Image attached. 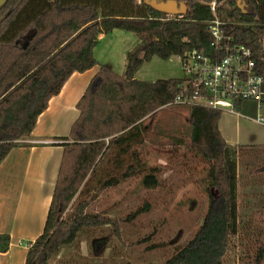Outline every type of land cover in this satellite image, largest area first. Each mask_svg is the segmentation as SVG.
Returning a JSON list of instances; mask_svg holds the SVG:
<instances>
[{"label": "trees", "instance_id": "trees-1", "mask_svg": "<svg viewBox=\"0 0 264 264\" xmlns=\"http://www.w3.org/2000/svg\"><path fill=\"white\" fill-rule=\"evenodd\" d=\"M151 1L168 0H8L0 10V166L17 142L31 137L39 116L67 80L99 67L77 104L79 117L69 136L61 138L70 142L61 144L64 153L45 229L28 249L26 264H48L84 229L111 223L86 212L93 199L84 197L94 184L106 189L146 172L143 184L157 186V169L146 167L136 147L144 143L143 122L170 106L182 79L151 82L135 75L154 57L168 60L206 47L213 1L224 31L252 51L264 75V0H174L186 6L183 16L157 12ZM115 29L139 38L127 53L123 76L94 57L100 37ZM188 108L190 142L208 162L207 182L215 191L198 231L164 264H226L243 220L240 155L220 132L222 112ZM249 171L245 186L263 187L264 165ZM76 198L80 201L66 218ZM9 245L10 237L0 234V252ZM254 262H264V242L258 244Z\"/></svg>", "mask_w": 264, "mask_h": 264}, {"label": "rangeland", "instance_id": "rangeland-1", "mask_svg": "<svg viewBox=\"0 0 264 264\" xmlns=\"http://www.w3.org/2000/svg\"><path fill=\"white\" fill-rule=\"evenodd\" d=\"M138 41L136 34L115 29L100 39L94 57L123 76L127 53ZM187 77L178 56L168 60L154 57L135 75L137 80L151 82ZM239 112L252 118L257 115L254 105H243ZM261 115L264 116V109ZM223 117L231 137L240 135L244 144L264 143V126L229 114H222ZM142 128L144 143L136 149L147 168L157 169V186L143 184L146 172L119 179L117 186L106 189L94 184L84 197L93 199L86 212L101 214L111 223L84 229L74 243L61 248L48 264H164L198 231L208 208L209 194L215 190L207 182L208 162L190 142L189 108L159 109L143 122ZM250 148L243 146L239 150V174L244 183L240 189L243 220L241 235L235 239L226 264H257L255 253L258 244L264 242V223H260L264 221V186L244 187V176L251 177L249 170L264 165V151ZM259 191L262 194H257ZM79 201L76 198L68 208L66 218L73 214Z\"/></svg>", "mask_w": 264, "mask_h": 264}, {"label": "crops", "instance_id": "crops-1", "mask_svg": "<svg viewBox=\"0 0 264 264\" xmlns=\"http://www.w3.org/2000/svg\"><path fill=\"white\" fill-rule=\"evenodd\" d=\"M102 37L104 35L100 39ZM98 70L96 66L83 73H74L39 116L31 137L17 142V147L2 162L0 234L10 237V245L7 252H0V264H26L28 249L43 234L63 158L61 144L70 142L61 138L69 136L79 117L77 104ZM243 105L254 104L246 102ZM245 117L251 118H237L250 121ZM225 120L221 118L219 129L229 145L238 152L243 146L264 151V143L244 144L240 135L231 137Z\"/></svg>", "mask_w": 264, "mask_h": 264}, {"label": "built area", "instance_id": "built-area-1", "mask_svg": "<svg viewBox=\"0 0 264 264\" xmlns=\"http://www.w3.org/2000/svg\"><path fill=\"white\" fill-rule=\"evenodd\" d=\"M213 20L208 25L209 44L193 49L182 59L187 78L182 79L179 93L170 106H201L223 114L244 117L239 109L250 102L256 117L246 118L264 125V75L258 69L252 51L237 42L223 29L216 2L211 4Z\"/></svg>", "mask_w": 264, "mask_h": 264}, {"label": "water", "instance_id": "water-1", "mask_svg": "<svg viewBox=\"0 0 264 264\" xmlns=\"http://www.w3.org/2000/svg\"><path fill=\"white\" fill-rule=\"evenodd\" d=\"M8 0H0V10L4 7ZM155 11L164 13L167 16H183L186 13V6L184 4H178L174 0H168L167 2L151 1L148 3ZM264 60V53L262 55Z\"/></svg>", "mask_w": 264, "mask_h": 264}]
</instances>
